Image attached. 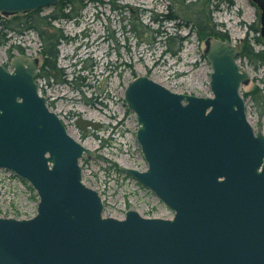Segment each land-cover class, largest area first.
<instances>
[{
    "label": "water",
    "instance_id": "1",
    "mask_svg": "<svg viewBox=\"0 0 264 264\" xmlns=\"http://www.w3.org/2000/svg\"><path fill=\"white\" fill-rule=\"evenodd\" d=\"M60 0H0V14H24ZM260 8L264 36V0ZM211 96L169 90L145 75L127 83L144 170L119 169L149 188L170 218L104 216L80 160L94 151L77 141L47 105L39 62L26 53L0 64V168L37 193L29 218L0 216V264H264V133L247 119L240 45L210 36ZM81 131L101 123L78 117Z\"/></svg>",
    "mask_w": 264,
    "mask_h": 264
},
{
    "label": "rangeland",
    "instance_id": "2",
    "mask_svg": "<svg viewBox=\"0 0 264 264\" xmlns=\"http://www.w3.org/2000/svg\"><path fill=\"white\" fill-rule=\"evenodd\" d=\"M176 1L179 0L87 1L79 19L54 23L69 38L58 46L57 66L62 73L59 71L56 78H38L39 89L68 132L94 151L93 157L83 156L80 160L82 177L86 185L100 194L106 216L122 218L128 209L148 217L170 218L173 215L161 200L123 173L119 166L139 170L147 167L135 137V114L124 101V90L129 81L145 75L173 92L212 95L209 88L211 66L204 54L206 39H199L197 33L187 26H178L181 19L163 20L169 10L173 12L176 9ZM232 2L230 6L214 10L212 21L216 29L224 32L234 44H239L241 50L245 38L259 35L249 32L248 27L255 23L261 30V10L251 0ZM48 11L44 9L43 12ZM131 16H138L153 30H166L186 37L179 51L175 55L166 52V46L155 33L148 35L150 42H139L129 31L127 21ZM181 16L185 17L184 14ZM153 17L158 21H153ZM12 44L24 48V53L36 57L39 67L42 65L40 44L33 32L12 35L6 45L0 46V64L9 66L10 54H18L16 50L9 52ZM249 44L255 50L261 49L260 45ZM238 62L250 76L249 82L240 87L247 119L255 130L261 127L264 133L261 97L255 94L259 99L257 102L251 95L243 96L260 89L264 72L247 58L238 59ZM82 66L86 67L80 72L82 79L62 82L65 77H73V69L78 74ZM78 117L97 121L101 127L90 128L83 134L75 124ZM12 176L9 171H0V215L16 218L33 216L37 203L35 190L27 182Z\"/></svg>",
    "mask_w": 264,
    "mask_h": 264
},
{
    "label": "trees",
    "instance_id": "3",
    "mask_svg": "<svg viewBox=\"0 0 264 264\" xmlns=\"http://www.w3.org/2000/svg\"><path fill=\"white\" fill-rule=\"evenodd\" d=\"M87 1L94 0H60L54 5L24 14H0V46L6 45L12 35H24L28 32L35 33L40 44V54L43 58L37 78H56L59 71L62 73L61 68L57 66L59 56L58 46L69 38L54 23L62 20L76 21L80 18V12ZM176 3V9L173 12L169 10L164 15V21L181 19L182 22L177 25L189 27L193 33H197L199 39H207L210 36L228 39V36L224 32L216 29V24L212 21V13L224 5L230 6L233 3L232 0H194L189 3L179 0ZM44 9H49V11L45 13L43 12ZM181 14H184L185 17L181 16ZM153 21H158V19L153 17ZM127 23L130 24L129 31L137 37L139 42H150L148 41V35L155 33L159 37V41L166 46V52L172 55H175L179 51L186 38L166 30H153L149 25L142 22L138 16L129 17ZM248 28L249 32L260 35V30L255 23L249 25ZM259 35L252 36L251 39H244L245 43L238 53V59L247 58L251 60L255 67L260 66L264 72V37H260ZM172 43L173 46L171 45ZM249 43L260 45L261 49L255 50ZM13 50H16L18 53H24V48L19 45H10L9 52L11 53ZM13 55L10 54V56ZM85 69V66L80 67L78 74L73 69V77L71 79H66L65 77L62 79V82L72 83L74 80L82 79L80 72ZM255 94L261 97V102L264 104V78L261 79L260 89L256 88L254 92L243 94V96L247 97V95H251L258 102L259 99L256 98Z\"/></svg>",
    "mask_w": 264,
    "mask_h": 264
},
{
    "label": "flooded vegetation",
    "instance_id": "4",
    "mask_svg": "<svg viewBox=\"0 0 264 264\" xmlns=\"http://www.w3.org/2000/svg\"><path fill=\"white\" fill-rule=\"evenodd\" d=\"M253 3H254V2H253ZM255 4H256V3H255ZM257 7H258V6H257ZM260 37H264V36L261 35V33H260ZM88 129H90V127L87 128V132H88ZM87 132H86V133H87ZM81 133L86 134V133H84V131H81Z\"/></svg>",
    "mask_w": 264,
    "mask_h": 264
},
{
    "label": "built area",
    "instance_id": "5",
    "mask_svg": "<svg viewBox=\"0 0 264 264\" xmlns=\"http://www.w3.org/2000/svg\"><path fill=\"white\" fill-rule=\"evenodd\" d=\"M1 170H4V169H0V171ZM4 171H6V170H4ZM10 172V171H9ZM12 173V172H11ZM13 174V173H12ZM14 179H16V178H18V177H16L14 174H13V176H12Z\"/></svg>",
    "mask_w": 264,
    "mask_h": 264
}]
</instances>
